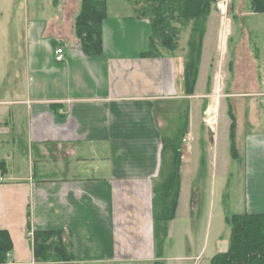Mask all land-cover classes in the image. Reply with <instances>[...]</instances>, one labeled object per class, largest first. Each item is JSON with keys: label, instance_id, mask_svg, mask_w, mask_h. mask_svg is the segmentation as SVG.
Returning <instances> with one entry per match:
<instances>
[{"label": "crops", "instance_id": "0c3cea01", "mask_svg": "<svg viewBox=\"0 0 264 264\" xmlns=\"http://www.w3.org/2000/svg\"><path fill=\"white\" fill-rule=\"evenodd\" d=\"M50 5V14L41 15L45 6L39 1L38 16L27 20L24 0H0V161L8 170L0 172V229L13 242L10 260L34 264L27 237L30 207L33 230L71 231L76 264H211L231 244L229 195L217 194L228 185L229 163L192 152L199 140L212 145L203 114L211 116L214 107L203 104L214 92L209 80L218 78L212 57L224 38L228 48L233 25L225 18L212 25L213 7L189 95L184 51L142 56L152 28L137 17L138 4L126 13H112L108 5L98 56L86 55L75 33L81 0ZM212 38L215 52L208 55ZM60 46L63 62L55 61ZM174 115L185 121L178 140L169 142L163 129ZM164 144L183 148L175 217L159 248L153 201ZM244 147V200L236 214H264V134L252 133ZM23 162L27 168H18ZM38 165L45 173L65 172L38 177Z\"/></svg>", "mask_w": 264, "mask_h": 264}, {"label": "trees", "instance_id": "16d2710c", "mask_svg": "<svg viewBox=\"0 0 264 264\" xmlns=\"http://www.w3.org/2000/svg\"><path fill=\"white\" fill-rule=\"evenodd\" d=\"M214 4L217 0H147L136 8L137 17L148 19L152 28L148 50L143 57L162 58L176 53L180 50L181 34L189 30L185 66L189 95L193 94L197 84L203 41ZM252 10L256 14H264V0H253ZM107 15V0H81L75 33L81 50L88 56H98L103 52L102 25ZM229 114L230 154L234 160H240L236 141L237 120L231 111ZM168 150L172 154L169 159ZM181 159L179 146L163 145L161 171L154 187L153 201L154 237L159 248H163L169 224L175 217L181 184ZM7 171L6 163L0 161V172L5 175ZM225 220L231 229L230 249L214 256L211 264H264V214H231L226 211ZM27 237L33 246L34 264H76L71 231L33 230L30 207L27 211ZM12 250L9 231L0 229V264L10 261Z\"/></svg>", "mask_w": 264, "mask_h": 264}, {"label": "rangeland", "instance_id": "374dc122", "mask_svg": "<svg viewBox=\"0 0 264 264\" xmlns=\"http://www.w3.org/2000/svg\"><path fill=\"white\" fill-rule=\"evenodd\" d=\"M43 3L44 10L41 15L50 14V0H24L25 3V19H32L38 16L36 6L38 2ZM218 3L213 7L217 9V16L212 20V25H220L223 19H228L229 23L233 25L234 32L230 37L228 48L226 46V39L219 41L217 45V54L212 57L214 63L217 64L218 78L212 79L211 83L214 92L210 97H207L203 107L213 106L214 112L211 116L203 114V118L207 121V128L209 129V136L207 134L206 141L212 143L206 144L202 141L194 143L195 149L192 152L196 155L202 152L208 160L209 156L217 155L219 162L229 163L228 173L226 178H229L228 185H224L219 192L228 193L225 198L227 211L231 214L240 212L244 200V186L245 174L240 161H235L230 154V111L237 120V148L243 157L245 152V141L253 134H264V14H256L252 10L253 0H217ZM22 4L23 0H19ZM110 12L112 13H126L131 6L138 4L140 8L143 3L136 0H107ZM137 2V3H136ZM21 6V5H20ZM223 10V14L221 11ZM209 21V19H208ZM208 25V24H207ZM189 37V30H185L180 36V50L184 51V60H186L187 41ZM214 40L213 38L208 42L207 53L214 54ZM210 56L208 62L210 63ZM212 72V71H211ZM202 84H206L203 81ZM204 85H201L199 91H205ZM171 119L170 125L163 129L164 135L169 142H176L183 125L182 116L180 119ZM175 120V121H174ZM185 121V120H184ZM211 123V124H210ZM206 125V123H204ZM206 127V126H205ZM183 140V139H182ZM213 141V142H212ZM183 143V141H182ZM182 150V144H175ZM172 156L170 150L167 152V158ZM38 162V160H37ZM35 164H38V163ZM73 162V161H72ZM71 162V164H72ZM100 162V161H99ZM98 161L91 162L94 165H99ZM76 163V162H75ZM47 166L52 165L47 161ZM49 164V165H48ZM242 164V163H241ZM27 163L24 162L18 165V168H27ZM88 169L89 164L84 165ZM39 165L36 168V175L38 177L56 176L61 177L60 172L64 170L58 169V174L54 172H43ZM209 167L205 166L204 171H208ZM88 170L86 175L89 174ZM99 173V172H98ZM95 173V175H98ZM102 174V173H101ZM199 181L203 184L205 176L200 175ZM219 181V180H218ZM198 183L197 187L201 189ZM210 186V184H209ZM203 210V209H202ZM230 232V229H229Z\"/></svg>", "mask_w": 264, "mask_h": 264}, {"label": "built area", "instance_id": "2783aa9c", "mask_svg": "<svg viewBox=\"0 0 264 264\" xmlns=\"http://www.w3.org/2000/svg\"><path fill=\"white\" fill-rule=\"evenodd\" d=\"M55 55V61L57 62H63L65 58V48L60 46L55 49L54 52ZM7 264H16L15 262H12L11 260Z\"/></svg>", "mask_w": 264, "mask_h": 264}]
</instances>
